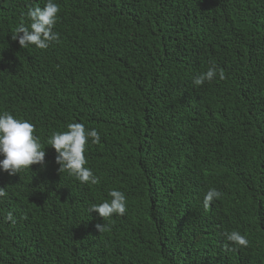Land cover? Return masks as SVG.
Returning a JSON list of instances; mask_svg holds the SVG:
<instances>
[{
	"label": "trees",
	"instance_id": "1",
	"mask_svg": "<svg viewBox=\"0 0 264 264\" xmlns=\"http://www.w3.org/2000/svg\"><path fill=\"white\" fill-rule=\"evenodd\" d=\"M47 2L0 0V115L45 151L0 169V264H264V0H51L59 42L20 48L21 15ZM75 123L100 137L96 185L59 175L47 144ZM111 191L127 211L100 235L89 208ZM232 231L247 248L224 250Z\"/></svg>",
	"mask_w": 264,
	"mask_h": 264
},
{
	"label": "clouds",
	"instance_id": "2",
	"mask_svg": "<svg viewBox=\"0 0 264 264\" xmlns=\"http://www.w3.org/2000/svg\"><path fill=\"white\" fill-rule=\"evenodd\" d=\"M59 7L48 0L45 7L39 6L29 8L27 19L30 21L28 27L25 26L24 15H21L19 25L15 28L12 40L19 43L20 48L26 49L34 46L38 50H47L54 42H59V37L53 29L57 23ZM217 75L215 68H209L206 73L199 75L194 81V85L202 86L205 81L211 82ZM225 73L219 71V79L224 80ZM35 127L26 122L15 119L12 115L5 112L0 115V169L10 177L16 176L25 170H30L32 166L45 167V151L40 140L34 136ZM91 138L92 144H99L100 137L95 130L86 131L80 123L68 124L67 131L63 133L54 132L47 140L50 148L56 153L55 163L59 165L58 174L67 173L69 177H74L81 184L96 185L99 179L92 171L85 167L87 161L84 153L88 139ZM7 193L0 189V197H5ZM111 201L100 205H93L89 208V213H98L99 218L104 221V225H96V231L100 235L110 232L111 225L106 223L116 216L126 214V198L120 191L109 193ZM222 193L215 189L209 190L206 194L203 206L208 210L214 200H219ZM7 220L15 223L11 213ZM224 245L225 251H236L239 248H247L248 241L237 231L225 232ZM229 245L233 247L229 248Z\"/></svg>",
	"mask_w": 264,
	"mask_h": 264
}]
</instances>
